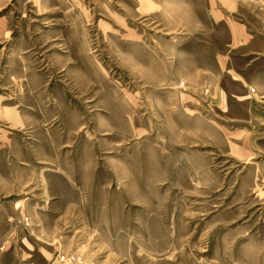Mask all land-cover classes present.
<instances>
[{"label": "rangeland", "instance_id": "1", "mask_svg": "<svg viewBox=\"0 0 264 264\" xmlns=\"http://www.w3.org/2000/svg\"><path fill=\"white\" fill-rule=\"evenodd\" d=\"M210 6L0 0V211L93 264H264L263 93Z\"/></svg>", "mask_w": 264, "mask_h": 264}, {"label": "crops", "instance_id": "2", "mask_svg": "<svg viewBox=\"0 0 264 264\" xmlns=\"http://www.w3.org/2000/svg\"><path fill=\"white\" fill-rule=\"evenodd\" d=\"M210 4L209 14L214 30L225 26L230 33L226 50L217 55V69L228 72L244 87L255 85L264 94V66L259 75L261 79H249L254 67L260 70L258 63L261 60L254 63L255 60L264 57V0H210ZM220 94L222 96V91ZM9 208L11 210L0 211V246L3 245V248L0 247V264L94 263L79 250L65 244L66 240L59 238V230L52 232L47 240L31 236L34 226L35 229L41 227L47 230L54 216L35 215L31 216L30 223H24L31 206L12 204Z\"/></svg>", "mask_w": 264, "mask_h": 264}, {"label": "built area", "instance_id": "3", "mask_svg": "<svg viewBox=\"0 0 264 264\" xmlns=\"http://www.w3.org/2000/svg\"><path fill=\"white\" fill-rule=\"evenodd\" d=\"M251 91H252V92H256V89L253 87V88H251ZM260 97H261L262 99H264V94L260 95ZM63 258H64V257H63ZM74 260H76V259L74 258Z\"/></svg>", "mask_w": 264, "mask_h": 264}]
</instances>
